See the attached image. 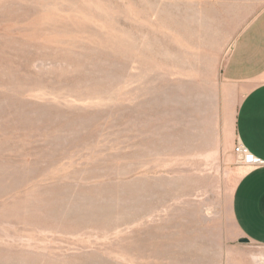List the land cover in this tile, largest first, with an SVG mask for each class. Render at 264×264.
I'll return each mask as SVG.
<instances>
[{"label":"rangeland","instance_id":"1","mask_svg":"<svg viewBox=\"0 0 264 264\" xmlns=\"http://www.w3.org/2000/svg\"><path fill=\"white\" fill-rule=\"evenodd\" d=\"M263 10L0 0V264H264L223 76Z\"/></svg>","mask_w":264,"mask_h":264},{"label":"crops","instance_id":"2","mask_svg":"<svg viewBox=\"0 0 264 264\" xmlns=\"http://www.w3.org/2000/svg\"><path fill=\"white\" fill-rule=\"evenodd\" d=\"M223 76L234 85L231 94L241 97L230 112L235 147L243 145L261 161L246 164L250 168L233 192L232 216L251 243L264 247V10L240 33Z\"/></svg>","mask_w":264,"mask_h":264},{"label":"built area","instance_id":"3","mask_svg":"<svg viewBox=\"0 0 264 264\" xmlns=\"http://www.w3.org/2000/svg\"><path fill=\"white\" fill-rule=\"evenodd\" d=\"M236 152L241 162L245 164L261 163V161L257 159L253 153H250L243 145H237Z\"/></svg>","mask_w":264,"mask_h":264},{"label":"bare ground","instance_id":"4","mask_svg":"<svg viewBox=\"0 0 264 264\" xmlns=\"http://www.w3.org/2000/svg\"><path fill=\"white\" fill-rule=\"evenodd\" d=\"M3 107V106H2ZM58 199V198H57Z\"/></svg>","mask_w":264,"mask_h":264}]
</instances>
